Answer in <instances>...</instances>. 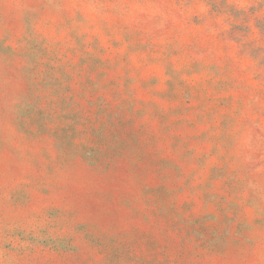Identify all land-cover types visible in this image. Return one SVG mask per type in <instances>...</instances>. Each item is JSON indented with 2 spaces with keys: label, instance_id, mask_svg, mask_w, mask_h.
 I'll list each match as a JSON object with an SVG mask.
<instances>
[{
  "label": "rangeland",
  "instance_id": "rangeland-1",
  "mask_svg": "<svg viewBox=\"0 0 264 264\" xmlns=\"http://www.w3.org/2000/svg\"><path fill=\"white\" fill-rule=\"evenodd\" d=\"M0 264H264V0H0Z\"/></svg>",
  "mask_w": 264,
  "mask_h": 264
}]
</instances>
